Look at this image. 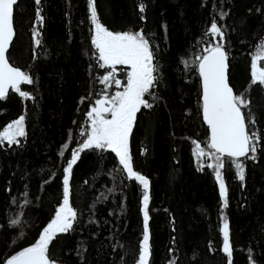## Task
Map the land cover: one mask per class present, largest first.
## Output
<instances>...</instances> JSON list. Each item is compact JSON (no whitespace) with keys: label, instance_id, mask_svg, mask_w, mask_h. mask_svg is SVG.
I'll return each mask as SVG.
<instances>
[{"label":"trees","instance_id":"1","mask_svg":"<svg viewBox=\"0 0 264 264\" xmlns=\"http://www.w3.org/2000/svg\"><path fill=\"white\" fill-rule=\"evenodd\" d=\"M140 2L147 5L146 23L139 20ZM95 3L101 23L109 30L144 28L160 47L158 56L162 57L166 84L155 89L161 96L158 106L137 114L130 139L134 167L150 181V264H226L220 252L222 216L230 222L234 264H249V248L257 264H264V151L258 155V163L245 161L243 188L234 167L224 170L228 207L222 210L213 172L198 171L192 156L191 141L197 140L202 146L207 141L206 127L198 113V79L195 73L185 74L179 63L181 58L194 56L195 41L201 39L216 16L227 28L230 82L237 94L244 92L250 81L249 52L264 38V0ZM43 9L45 23L40 31L44 47L38 50L39 58L33 60L31 24L35 5L33 0H19L15 14L17 37L10 57L12 63L34 75L36 83L24 85L22 90L30 91L37 99L24 100L10 92L0 100V130L23 114L27 132L22 146L0 147V225L6 227L9 217L25 214L23 237L19 230L0 228V261L34 242L50 218L62 195L63 166L82 140L79 132L87 124L90 103L104 88L98 80L104 72L90 59L87 0H43ZM219 11L230 15L219 21ZM250 95L258 121L256 130L264 134V94L253 87ZM81 97L86 99L81 102ZM148 99L152 102L151 97ZM65 144L68 148L61 157ZM142 148L148 149L145 155L140 154ZM117 166L114 154L101 156L96 152L82 153L74 165L72 203L80 214L79 223L75 232L55 242L51 249L63 264H81L77 256L81 245L87 249L83 264H134L138 257L143 190L113 172ZM45 180L50 182L45 184ZM26 193L31 203L21 210ZM209 241L214 252L209 251ZM169 248L174 253H169Z\"/></svg>","mask_w":264,"mask_h":264},{"label":"snow or ice","instance_id":"2","mask_svg":"<svg viewBox=\"0 0 264 264\" xmlns=\"http://www.w3.org/2000/svg\"><path fill=\"white\" fill-rule=\"evenodd\" d=\"M35 5V20L31 24V59L39 58V49H43L42 32L45 16L43 14V0H33ZM19 0H0V100L5 99L9 91L18 93L24 100L36 101V96L30 91L22 90L24 85H34L36 80L30 71H24L10 61L11 52L17 37L15 14ZM215 8L216 6L213 5ZM88 20L90 23L91 57L95 66L103 70L98 77L104 86L102 93L90 103L86 112L87 124L81 128L78 146L71 150V158L66 160L62 169V195L56 202L50 218L40 228L34 242L21 247L5 256L0 264H63L51 251L54 243L75 232L79 223V212L73 206L72 178L74 165L85 152L114 154L117 167L113 172L120 173L128 182H134L142 187L141 207L143 216L142 239L138 243V257L134 264H150L152 249L150 245L149 228V179L134 167L133 156L130 151V139L137 123V114L142 110H153L161 99L155 91L165 85L163 65L161 64L160 47L153 42V37L146 34L144 28L138 30H109L101 23L95 0H87ZM147 5L138 4L139 20L147 22ZM251 11V10H249ZM261 12V9H256ZM219 21H224L229 12L219 11L216 14ZM165 30H166V26ZM207 38V39H205ZM243 43V41H241ZM197 51L191 59L181 58L185 74L195 73L199 83L198 113L202 117V124L206 126L207 141L202 146L197 140H192V156L197 170L210 169L219 186L221 209L228 207V189L223 172L231 166L243 188L246 181L247 166L245 161L258 163V155L264 151V134L256 130L258 123L253 110V98L250 95L254 87L260 94H264V38L256 44L250 56V81L244 92L237 94L230 82V47L225 24L219 23L216 16L212 17L210 26L206 28L201 39L193 45ZM117 66H121L125 80L118 78L120 74ZM91 68L92 65L90 64ZM188 83V81H185ZM115 85L116 91L109 89ZM245 92L248 95H245ZM148 97L152 98L149 102ZM86 97H81L83 102ZM188 115H191L190 113ZM26 116L20 115L0 130V147H20L22 138H26ZM75 123V122H74ZM71 139V133H69ZM62 145L59 153L64 156ZM147 148H142L140 154L145 155ZM55 173L52 174V179ZM45 180L44 183H49ZM85 184L88 181L84 182ZM10 191V190H9ZM111 191V189H109ZM21 210L28 207L31 201L25 194ZM39 199V198H37ZM97 199H100L97 197ZM107 199V197H104ZM17 201L13 199V204ZM24 213L9 217L5 230H19L23 237ZM111 215V213H110ZM223 223L219 228L222 234L220 252L226 258V264H234V248L231 242L230 222L221 217ZM175 231V229H173ZM175 243V237L172 238ZM85 249L82 245L77 249V256L81 264L85 259ZM115 251V248H113ZM209 251L214 252L212 242L209 241ZM169 253L174 249L169 248ZM135 255V253H133ZM123 260V257H121ZM249 264H257L253 256V249H248ZM169 264H178L169 261Z\"/></svg>","mask_w":264,"mask_h":264},{"label":"flooded vegetation","instance_id":"3","mask_svg":"<svg viewBox=\"0 0 264 264\" xmlns=\"http://www.w3.org/2000/svg\"><path fill=\"white\" fill-rule=\"evenodd\" d=\"M117 69H118V72L120 73L118 75V78L121 79L122 81L125 80V75L123 74V70L121 68V66H117ZM113 90H112V93H114L116 91V88H115V85H113Z\"/></svg>","mask_w":264,"mask_h":264},{"label":"water","instance_id":"4","mask_svg":"<svg viewBox=\"0 0 264 264\" xmlns=\"http://www.w3.org/2000/svg\"><path fill=\"white\" fill-rule=\"evenodd\" d=\"M11 92V90L9 91V93ZM206 127V126H205Z\"/></svg>","mask_w":264,"mask_h":264}]
</instances>
